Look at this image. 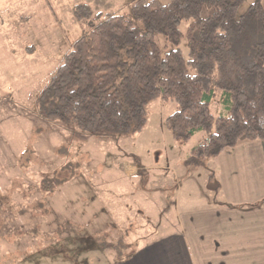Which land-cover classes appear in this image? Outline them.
Returning <instances> with one entry per match:
<instances>
[{
  "label": "rangeland",
  "instance_id": "1",
  "mask_svg": "<svg viewBox=\"0 0 264 264\" xmlns=\"http://www.w3.org/2000/svg\"><path fill=\"white\" fill-rule=\"evenodd\" d=\"M136 1L0 0V264L129 258L169 230L165 216L153 212L162 204L152 195L166 181L179 182L187 153L206 133L176 142L165 121L177 105L162 99L149 105L148 125L134 136L84 134L48 121L39 104L72 44L97 24L78 22L74 9L86 4L94 16L123 15ZM253 3L245 0L239 14ZM158 42L164 54L171 49L162 37ZM212 108L216 117L223 113L220 93ZM139 167L141 177L129 179ZM165 195L175 196L172 188Z\"/></svg>",
  "mask_w": 264,
  "mask_h": 264
},
{
  "label": "trees",
  "instance_id": "2",
  "mask_svg": "<svg viewBox=\"0 0 264 264\" xmlns=\"http://www.w3.org/2000/svg\"><path fill=\"white\" fill-rule=\"evenodd\" d=\"M263 2L254 0L243 15L245 0H138L129 14L106 17L79 5L75 19L97 24L50 77L41 111L84 134L134 136L147 127L151 103L173 102L177 110L165 126L185 145L206 133L185 163L205 168L212 186L210 161L243 142L264 141ZM158 37L171 47L165 54ZM218 93L223 113L216 117Z\"/></svg>",
  "mask_w": 264,
  "mask_h": 264
},
{
  "label": "crops",
  "instance_id": "3",
  "mask_svg": "<svg viewBox=\"0 0 264 264\" xmlns=\"http://www.w3.org/2000/svg\"><path fill=\"white\" fill-rule=\"evenodd\" d=\"M210 164L212 186L205 168L185 167L178 183L164 184L174 199L165 189L153 193L162 205L148 210L165 216L167 232L152 235L129 258L110 253L99 264H264V141L243 142ZM140 171L127 176L140 178Z\"/></svg>",
  "mask_w": 264,
  "mask_h": 264
}]
</instances>
